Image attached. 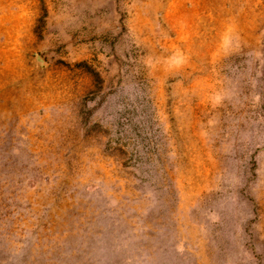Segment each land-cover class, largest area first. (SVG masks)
<instances>
[{"label":"rangeland","instance_id":"1","mask_svg":"<svg viewBox=\"0 0 264 264\" xmlns=\"http://www.w3.org/2000/svg\"><path fill=\"white\" fill-rule=\"evenodd\" d=\"M0 264H264V0H0Z\"/></svg>","mask_w":264,"mask_h":264}]
</instances>
